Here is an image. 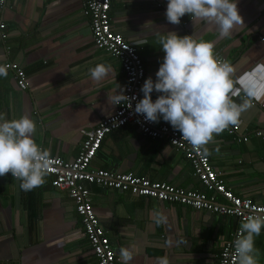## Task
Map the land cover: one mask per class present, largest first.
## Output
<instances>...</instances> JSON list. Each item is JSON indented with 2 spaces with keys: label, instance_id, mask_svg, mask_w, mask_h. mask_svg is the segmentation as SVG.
<instances>
[{
  "label": "crops",
  "instance_id": "obj_1",
  "mask_svg": "<svg viewBox=\"0 0 264 264\" xmlns=\"http://www.w3.org/2000/svg\"><path fill=\"white\" fill-rule=\"evenodd\" d=\"M1 1V0H0ZM84 0H5L0 17L7 37H0V65L22 66L30 87L21 89L11 69L0 76V116L7 120L27 115L36 123L34 138L51 156L72 161L79 154L85 130L111 114L108 92H119L125 82L121 63L95 46ZM111 0V26L138 49L145 67L144 82L163 62L159 39L167 32L212 41L214 53L235 69L236 103L248 100L241 114L236 141L227 132L208 145L219 178L240 195L264 204V0H237L244 19L233 34L222 37L212 24L194 21L171 24L168 0ZM4 29L0 28V34ZM145 42L140 45L137 43ZM111 65L113 73L94 82L89 69ZM120 86V87H119ZM161 93L155 90V100ZM142 98L144 93L141 91ZM259 96V99L256 97ZM255 103H254V102ZM159 122H165L161 117ZM219 148V152L215 149ZM91 169H109L169 181L185 189L203 190L193 167L181 151L165 140L148 137L132 124L107 134L91 161ZM22 191L11 173L0 177V264H96L75 203L65 189L52 184ZM95 212L110 237L118 264L119 251L133 252L131 264H218L226 241L240 227L235 216L198 210L178 202H160L127 191L87 183ZM163 218V219H160ZM258 264H264V228L255 237Z\"/></svg>",
  "mask_w": 264,
  "mask_h": 264
},
{
  "label": "clouds",
  "instance_id": "obj_2",
  "mask_svg": "<svg viewBox=\"0 0 264 264\" xmlns=\"http://www.w3.org/2000/svg\"><path fill=\"white\" fill-rule=\"evenodd\" d=\"M185 14L194 21L212 24L222 37L233 34L244 23L237 0H168L165 16L169 23L180 24ZM159 44L165 53L163 62L156 79L149 77L144 82L141 88L144 96L136 103L135 112L154 123L162 117L182 134L194 152L211 155L208 145L215 143L214 137L237 125L241 114L250 107L248 100L236 103L233 99L237 95L232 79L235 69L215 55L212 41L167 32L161 35ZM112 73V66L104 63L89 69L91 79L97 83ZM0 76H7L3 65ZM154 90L161 93L155 100ZM123 101H129L123 89L108 92L110 105ZM127 106L132 107L131 103ZM36 127L27 115L13 120L0 116V177L11 173L25 192L45 184L53 163L50 152L34 138ZM215 151L219 152V148ZM262 228V215H250L241 221L234 242L238 264H258L259 250L254 241ZM119 255L122 264H131L133 252L129 248H121ZM160 264L168 262L161 259Z\"/></svg>",
  "mask_w": 264,
  "mask_h": 264
},
{
  "label": "built area",
  "instance_id": "obj_3",
  "mask_svg": "<svg viewBox=\"0 0 264 264\" xmlns=\"http://www.w3.org/2000/svg\"><path fill=\"white\" fill-rule=\"evenodd\" d=\"M155 1L158 7L163 6L160 0ZM0 2L3 5L5 0ZM110 9L111 0L83 1V14L90 18L95 46L106 49L121 63L126 78L121 89L128 96L129 101L115 105L111 114L101 118L94 128L85 130L86 136L82 148L74 160L66 161L59 156L50 155L53 163L48 174L51 176L52 184L65 189L73 199L96 264H118V258L110 237L95 212L91 190L87 183L127 191L138 196L151 197L160 202H178L198 210L235 216L240 222L250 215L264 216V204L250 197L236 194L219 178V172L212 164L210 155L194 152L191 145L183 140L182 134L169 124L146 121L143 115L135 112L136 103L143 99L141 88L145 78V67L137 47L130 43L123 34L113 30ZM181 23L186 24V21L181 19ZM5 27L6 24L0 17V28L4 29L0 34L2 39L7 37ZM220 60L226 61L223 58ZM4 66L14 72L17 84L21 89L26 90L30 87L27 72L22 66L10 60ZM234 89L240 90L241 88L237 86ZM128 103H131V108L127 106ZM261 105L264 106V103ZM127 124L134 125L139 132L148 137L165 140L170 146L181 151L192 165L194 174L204 189H185L169 181L153 180L147 176L129 172L91 169V161L105 136ZM225 132L236 141L249 140V136L241 132L239 123L230 126ZM254 132L258 136L264 134L262 128L256 129ZM239 228L226 241L220 252L218 264H238L234 242L238 237Z\"/></svg>",
  "mask_w": 264,
  "mask_h": 264
}]
</instances>
